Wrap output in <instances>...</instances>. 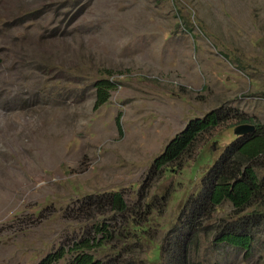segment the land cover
I'll list each match as a JSON object with an SVG mask.
<instances>
[{"label":"rangeland","instance_id":"rangeland-1","mask_svg":"<svg viewBox=\"0 0 264 264\" xmlns=\"http://www.w3.org/2000/svg\"><path fill=\"white\" fill-rule=\"evenodd\" d=\"M99 79L115 87L95 109ZM217 108L264 124V0H0V264L60 249L56 264H67L102 223L127 238L86 253L160 264L166 232L236 140L233 121L199 137L181 166L150 168L187 122ZM112 192L130 213L99 208ZM251 213L262 218L247 256L214 245L221 222ZM263 215L264 205L234 213L224 202L191 259L264 264Z\"/></svg>","mask_w":264,"mask_h":264},{"label":"trees","instance_id":"trees-1","mask_svg":"<svg viewBox=\"0 0 264 264\" xmlns=\"http://www.w3.org/2000/svg\"><path fill=\"white\" fill-rule=\"evenodd\" d=\"M181 20L183 26L188 27L189 21L184 18ZM114 87V83L109 79H99L92 83L95 109L108 101ZM229 121H233L230 127L248 123L254 125L255 130L237 137L226 146L214 165L206 172L201 180L200 191L186 201L176 222L163 237L160 264H201L191 259V252L198 250L200 235L208 234L215 208L224 202L231 204L234 213H240L257 204L264 205V179H259L256 173V169H264V124L230 109L217 108L202 118L187 122L183 130L165 146L162 154L154 159L150 174L160 175L167 167L181 166L184 158L191 156L192 148L199 137L211 133ZM115 123L119 135H122L120 114L116 116ZM164 204L165 202L161 201L158 209L160 213L165 208ZM99 208H107L106 214L110 212L120 216L131 212L121 192L99 196ZM141 208L142 206L138 205V210ZM261 218L260 214L251 213L233 222H221L215 228L214 245L236 248L244 251L247 256L254 241L252 228L260 225ZM129 223L134 232H145V228L138 222ZM110 227L105 223L92 226V231L73 245L71 251H74L75 255L67 264H143L142 261L133 259V255L129 259L115 256L114 259L103 262L85 252L97 250L113 240L127 238V235L120 238L114 236ZM124 251L131 254L128 249ZM65 254L66 252L60 249L58 253L47 255L39 264H56Z\"/></svg>","mask_w":264,"mask_h":264},{"label":"water","instance_id":"water-1","mask_svg":"<svg viewBox=\"0 0 264 264\" xmlns=\"http://www.w3.org/2000/svg\"><path fill=\"white\" fill-rule=\"evenodd\" d=\"M255 130V126L252 124H241L234 127V133L237 137H242Z\"/></svg>","mask_w":264,"mask_h":264}]
</instances>
